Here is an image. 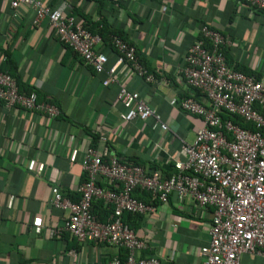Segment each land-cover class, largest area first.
<instances>
[{
    "label": "crops",
    "instance_id": "1",
    "mask_svg": "<svg viewBox=\"0 0 264 264\" xmlns=\"http://www.w3.org/2000/svg\"><path fill=\"white\" fill-rule=\"evenodd\" d=\"M9 3L0 0V66L7 51L20 84L38 92L39 101L55 104L60 114L50 118L0 102V264H107L124 257L111 244L79 242L67 232L50 236L49 227L62 226L67 216L51 205L54 189L78 198L77 186L84 180L81 159L89 146L103 157L114 154L147 170L158 169L162 177L176 172L185 160L182 143H191L202 126L199 117L179 107L183 96L193 94L181 70L199 28L208 25L230 41L224 48L230 66L259 75L264 69V11L237 0H68L78 22L81 15L104 20L134 45L154 80L128 74L124 84L171 129L161 131L152 128L150 118L122 121L118 87L103 86L104 75L62 43L46 19L35 24L30 7L12 9ZM96 49L108 56V66L114 64L117 54L109 45L101 40ZM127 69L121 65L117 74ZM153 203L152 212L133 216L129 223L146 243L141 255L176 264L199 262L196 250L209 242L212 208L180 201L174 193L165 204ZM95 210L101 218L107 213L101 206ZM240 261L264 264L251 253L241 254Z\"/></svg>",
    "mask_w": 264,
    "mask_h": 264
},
{
    "label": "built area",
    "instance_id": "2",
    "mask_svg": "<svg viewBox=\"0 0 264 264\" xmlns=\"http://www.w3.org/2000/svg\"><path fill=\"white\" fill-rule=\"evenodd\" d=\"M237 1L264 11V0ZM9 4L12 9L30 7L35 24L46 19L62 43L95 73L104 75L103 86L118 87L116 100L124 108L122 121L146 122L150 118L153 129L171 131L160 114L124 84L128 74L146 82L154 80L139 61L134 45L112 35L110 44L117 55L114 64L108 66V56L96 49L101 37L76 21L68 0H61L54 8L43 0H10ZM229 44L220 31L202 25L185 54L181 72L184 85L193 94L183 96L179 107L199 117L202 126L191 143H182L185 160L178 170L162 177L158 169L147 170L114 154L103 157L89 146L81 159L84 180L77 186L78 198L71 200L54 189L51 205L67 211V216L62 226L49 227L50 236L67 232L79 242L107 243L124 251V257L115 256L107 264H176L141 255L145 241L122 218L124 212L143 215L154 210L153 202L133 196L139 188L157 203H167L174 193L180 201L191 199L200 208H212L209 242L196 250L200 261L192 264H241L243 253L264 260V69L259 75L246 74L230 66L224 55ZM121 65L128 69L119 76L117 68ZM0 102L50 118L60 114L55 104L39 101L35 92H21L14 77L1 68ZM234 116L250 126L234 123ZM98 200L112 207L104 221L92 211L93 202ZM41 228L37 225L35 232Z\"/></svg>",
    "mask_w": 264,
    "mask_h": 264
},
{
    "label": "trees",
    "instance_id": "3",
    "mask_svg": "<svg viewBox=\"0 0 264 264\" xmlns=\"http://www.w3.org/2000/svg\"><path fill=\"white\" fill-rule=\"evenodd\" d=\"M46 4L50 5L51 7H56L60 1L59 0H56V2L54 1V3H51V2H45ZM71 14L72 15H75L74 13V9L71 8ZM81 17L83 18V21L81 22V24L87 28L88 30H90L92 33H97L99 34V36L101 37V40L103 41V44H107L109 45L113 50L114 48L112 47V45L110 44V38L112 35H118L120 37L123 38V35L117 31H111L110 29L107 28L104 20H97V21H93L91 20L90 18H86L84 15H81ZM76 19V18H75ZM77 21V19H76ZM78 22V21H77ZM124 39V38H123ZM68 47V46H67ZM69 48V47H68ZM70 49V48H69ZM115 51V50H114ZM4 64L0 66V68L7 72L8 74H10L11 76L14 77V79L16 80V83L18 85V88L20 91L22 92H25V93H30V92H35L36 95H37V98L39 99L40 98V95L38 94V92H36L35 90L33 89H30V88H27V87H24L20 84V80H19V77L16 75L15 73V70H11L9 68V64L11 63L10 61V58H9V55H8V52L7 51H4ZM258 109L262 110V108L259 106H257ZM221 116L223 118H226L228 117V115L226 114H221ZM233 122L236 123V124H239L240 126H243V127H249L250 125L246 122L243 121L242 118L238 117V116H234L232 118ZM135 163V162H134ZM133 196H135L136 198L138 199H141L143 202L145 203H152V202H155V201H152L151 199V195L149 192L145 191V190H142V189H139V188H136L133 192ZM98 203V205H97ZM97 206H101L102 208H105L107 210V213L105 215L106 218H108L107 216H109L112 212V207L107 204V203H104L103 201L101 200H98V201H95L93 202V207H92V211L93 213L100 219V220H106L104 219L105 217L101 218L100 217V214L97 212V210H95V208H97ZM138 216V214H133V213H130V212H124L123 215H122V218L125 222H127L128 224L130 223V220L131 218H133ZM130 225V224H129ZM123 256H124V253H123Z\"/></svg>",
    "mask_w": 264,
    "mask_h": 264
}]
</instances>
